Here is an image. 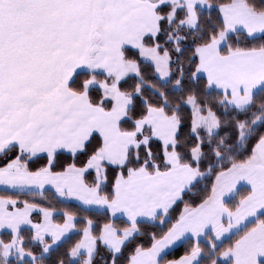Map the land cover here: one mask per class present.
Instances as JSON below:
<instances>
[{"label": "snow or ice", "instance_id": "1", "mask_svg": "<svg viewBox=\"0 0 264 264\" xmlns=\"http://www.w3.org/2000/svg\"><path fill=\"white\" fill-rule=\"evenodd\" d=\"M0 264H264V0H0Z\"/></svg>", "mask_w": 264, "mask_h": 264}]
</instances>
